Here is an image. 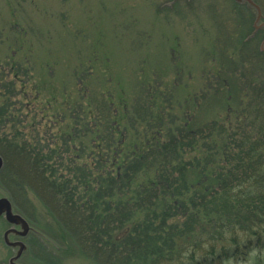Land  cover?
Returning <instances> with one entry per match:
<instances>
[{"label": "trees", "instance_id": "trees-1", "mask_svg": "<svg viewBox=\"0 0 264 264\" xmlns=\"http://www.w3.org/2000/svg\"><path fill=\"white\" fill-rule=\"evenodd\" d=\"M246 40L243 47L252 41ZM253 51L264 61L260 49ZM235 62L227 59L223 71L228 117L214 119L212 128L192 121L189 107L181 119L171 100L161 107L150 92L119 109L86 77L79 79L77 105L65 101L77 114L55 143L38 131L26 135L32 126L26 133L19 129L24 87L18 64L17 70L0 68L4 186L13 198L37 194L55 222L49 231L34 228L65 239L96 264H226L247 261L252 253L262 257L264 79L252 71L248 76ZM230 69L241 72L237 79L228 78ZM238 92L247 93L236 98V107L227 106ZM18 209L35 223L31 209Z\"/></svg>", "mask_w": 264, "mask_h": 264}, {"label": "rangeland", "instance_id": "rangeland-1", "mask_svg": "<svg viewBox=\"0 0 264 264\" xmlns=\"http://www.w3.org/2000/svg\"><path fill=\"white\" fill-rule=\"evenodd\" d=\"M255 2L263 11L257 30L255 11L236 0H0V68L17 70L18 64L24 87L18 98L24 102V124L19 129L26 133L32 126L26 135L36 137L38 131L46 142L55 143L61 128L73 124L70 115L77 114V108L69 109L65 101L73 98L77 105L79 79L86 77L97 92H107L117 108L131 106L139 97L148 99L150 92L161 107L170 106L171 100L177 116L191 108L187 112L196 124L212 128L214 119L225 122L229 114L222 95L228 90L225 61L236 60L248 76L252 71L264 79L259 69L264 61L253 51L256 47L264 53V0ZM247 38L252 41L243 47ZM232 70L228 78L237 79L241 72ZM246 93L234 94L227 106L236 107L239 95L244 98ZM0 192L32 227L49 231L48 224L54 225L37 194L11 197L1 174ZM22 206L31 209L34 224L18 209ZM10 228L1 216L0 264H10L18 251L5 241ZM48 236L11 235V242L27 247L16 263L96 264L77 254L65 239ZM226 264H264V254L258 258L252 253L247 261Z\"/></svg>", "mask_w": 264, "mask_h": 264}, {"label": "water", "instance_id": "water-1", "mask_svg": "<svg viewBox=\"0 0 264 264\" xmlns=\"http://www.w3.org/2000/svg\"><path fill=\"white\" fill-rule=\"evenodd\" d=\"M236 1L239 3L241 2L247 3L249 7L255 11L256 13L255 29L257 30L259 27H261L257 25L262 18L261 8L254 2V0H236ZM261 50L264 51V42L261 46ZM3 165H4V161L3 158L0 156V172L3 169ZM1 216H4L7 223L11 225V228L5 232L4 237L6 243L9 246L18 248L16 255L10 260V264H17L16 262L24 255L27 247L22 242H11L9 240V237L11 235L25 238L29 234V232H33L44 239H46V237L43 234H41L39 231L34 229L23 216H21L20 214L14 211L12 203L5 192L3 193L0 192V217Z\"/></svg>", "mask_w": 264, "mask_h": 264}]
</instances>
